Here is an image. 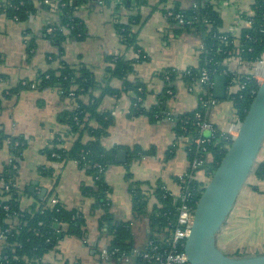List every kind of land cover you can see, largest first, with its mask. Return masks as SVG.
<instances>
[{
  "label": "crops",
  "instance_id": "0c3cea01",
  "mask_svg": "<svg viewBox=\"0 0 264 264\" xmlns=\"http://www.w3.org/2000/svg\"><path fill=\"white\" fill-rule=\"evenodd\" d=\"M3 1L0 0V5ZM179 1L181 8H189L193 3L192 0ZM213 1L217 3L222 18L221 30L237 36L241 28L246 27L244 21L240 20L239 14L249 11L254 0ZM170 5L169 0L166 2L148 0V4L140 8V13L145 20L138 29V44L147 58L134 62V69L128 75V79L139 78L147 83L148 92L143 101L146 107L156 103L158 93L164 86L156 73L166 67L184 70L189 66L197 65L199 49L203 45L200 36L195 32L181 31L174 34L163 11L164 7ZM129 13L126 8L115 10L114 2L106 3L102 0H96L93 6L77 7L75 15L84 24L85 36L79 40L67 37L61 57L51 59L50 55H57V48L45 36L43 28L46 23H51L56 18V13L48 11L41 5L28 19L16 21L6 16L0 9V95L4 90L14 87L20 80L32 81L38 72L58 67L60 60L69 64H86L93 71L96 81L101 83L107 66L106 55L121 53L128 59L136 57L132 49L126 50L120 43L114 26L118 19L126 22ZM28 38H34L35 43V47L29 54L27 53ZM227 65L230 70L238 72L247 71L251 66L234 57L227 61ZM110 86L119 89L122 86V80L114 78L110 81ZM91 92L94 96H99L101 89L97 87ZM81 99L87 101L88 95L81 96ZM217 100V103L208 110L207 118L222 132H226L231 126L234 108L232 102L225 98L221 99L223 100L221 104L220 99ZM1 103L0 127L7 134L22 135L28 140L19 159L15 176L18 187H27L26 192L19 198L21 207L28 208L38 198L53 195L64 207L81 210L86 220L84 237L90 242L89 246H84L80 238L72 235L64 236L58 245L65 242L67 251L71 248L72 240L80 241L76 248L77 253L86 257L85 264H95L93 256L95 248L106 244L109 237L98 230V218L102 211L93 210L92 198L85 197L81 193L82 185H91L93 178L74 160L50 161L41 153L55 133L68 132L67 125L59 122L58 114L63 110L72 109L75 100L61 97L55 88L29 87L20 90L17 95L10 98L2 97ZM198 104L197 91L187 89L181 81H178L174 95L168 100L169 111L174 114L191 111ZM130 106L131 98L125 93H122L120 97L111 94L101 97L99 109L111 110L114 117L113 123L108 128V134L102 139V144L106 148L120 145L124 147L121 149L126 150V148L133 149L138 146L143 150L153 151L133 161L130 166L133 179L147 183L142 186V190L149 196L147 207L151 210L154 206H160L153 194L158 181L169 192L177 190L176 177L188 166L185 144L175 141L170 120L150 121L145 115H130ZM90 124L96 125L94 120H91ZM72 136L66 137L65 146L70 145L69 139ZM84 139H88V136L85 135ZM171 151L173 155L167 157V153ZM9 158V148L7 144H3L0 148V171L4 165L8 164ZM263 159L264 146L260 160ZM123 163L108 166L103 177L110 189L108 197L113 216L119 220L130 221L135 247L140 249L145 247L148 240L149 220L147 216L134 218L128 180L125 177L126 167ZM41 165L52 167V175H41L38 171ZM197 178L205 183L207 175L200 172ZM34 182L36 184H33ZM254 203L264 204V178L257 179L252 175L241 189L223 225L224 229L222 228L223 233L230 226L232 218H236L237 224L244 223L249 231L255 233L245 245L246 252L235 253L237 255L264 253V211L252 212L251 216H247L246 213L242 215L239 212V209L252 207ZM243 217L244 220H242ZM222 233L220 232L217 237L220 248H223L226 243ZM1 243L0 241V253ZM251 247H255V250H248ZM57 251L59 248L48 252L44 256V261L49 264H60L56 262ZM62 258L65 259L64 256ZM74 264H80L79 258ZM112 264L120 263L117 261Z\"/></svg>",
  "mask_w": 264,
  "mask_h": 264
},
{
  "label": "trees",
  "instance_id": "16d2710c",
  "mask_svg": "<svg viewBox=\"0 0 264 264\" xmlns=\"http://www.w3.org/2000/svg\"><path fill=\"white\" fill-rule=\"evenodd\" d=\"M102 1L114 2L115 10L119 11L122 8L129 10L127 21L123 22L118 19L114 26L120 43L126 50L132 49L136 57L128 59L121 53L106 55L107 66L101 83L96 81L93 71L86 64H69L60 60L58 67L38 72L34 80H25V83H22L24 80H20L14 87L4 90L0 95V110L2 109V97L10 98L17 95L20 90L31 87L32 83H35L34 88L36 89L55 88L61 97L75 100L72 109L63 110L58 114L59 122L67 125L68 132L55 133L41 153L50 161L74 160L93 178L91 185H82L81 193L85 197L92 198L93 210L102 211L98 218V230L109 237L107 242L109 249L116 248L120 253H129L131 249L136 248L130 221L119 220L113 216L108 197L110 189L103 177L108 166L119 163L117 152L124 147L114 145L106 148L102 144V139L108 134V128L113 123L114 117L111 110L99 109L101 97L106 94L120 97L122 93H125L131 98L130 115H145L150 121L170 120L175 141L186 144L187 161L192 162L194 158L203 159V163L198 168L192 169L191 166H188L187 171L191 172L192 176L200 171L209 176L225 153L224 132L216 127L214 135L209 138V141L197 147L192 143V140L197 136L207 137L208 135L207 131H199L195 125L196 112L202 111L204 114L200 102L191 111L174 114L169 111L168 100L174 95L178 81H181L186 87L197 83L201 75V68L208 71L212 82L217 74H225L228 83H232L234 77H241L245 80L244 88L234 94H227L225 99L231 100L234 116L242 121L259 83L249 72L252 65L247 71L232 72L224 61L234 56L237 49L240 59L251 64L264 54V0H254L249 11L240 13L241 19H248L250 25L242 27L237 36L221 30L222 18L215 1L192 0L191 7L181 8L179 0H169L171 5L164 7V13L169 8L174 13L181 15L185 22L183 25H179L173 16H167L172 31L175 35L181 31L197 33L202 40L203 51L199 53L198 64L195 66H189L184 70L166 67L156 73V76L163 81L164 86L158 93L156 103L150 107L143 105L148 92L147 83L139 78L128 79V75L134 69V62L147 58L138 44V29L145 20L140 13V8L147 5L148 0ZM162 1L166 2L167 0ZM56 2V18L51 23H46L43 28L45 36L57 48V55H50L51 59L61 57L67 37L79 40L85 36L84 24L75 15V9L82 5L93 6L96 0H56ZM41 5L48 9L43 0H4L0 9L6 16L14 18L16 21H24ZM47 27H53L52 31L47 32ZM27 44V53L29 54L30 50L35 47L34 38H28ZM114 78L122 80V86L119 89L110 86V81ZM97 87L101 89V92L99 96H94L91 90ZM84 95H88L87 101L81 99V96ZM209 95H212L211 86L207 87L205 94L201 93L198 96ZM206 119L208 120L207 116ZM91 120H94L96 125L90 124ZM70 135L73 136L69 139L70 145L67 147L64 144L67 140L66 137ZM85 135L88 136V139H84ZM27 141L24 136L7 134L0 127V148L3 144H7L10 154L15 159L14 163L17 165ZM126 150V160L123 164L126 167L125 177L128 180L134 218L147 216L150 228L148 239L160 243L161 236L164 238L167 236L166 228L171 227L175 221L177 201L158 181L153 194L160 206H154L148 210L149 196L142 190V186L147 183L134 180L130 166L133 161L153 153V151L151 149L143 150L138 146L133 149L126 148ZM172 155L173 151L167 153V157ZM38 171L43 176L52 175L50 166L41 165L38 167ZM16 175L17 169L12 168V164L4 165L0 171V229H4L8 225L12 227L4 242L1 243L0 264H49L41 262L42 258L53 250L54 245L64 236L72 235L80 239L84 237L86 225L84 214L77 208L69 209L61 203L53 206L46 205L45 200L48 195L38 198L28 208H22L19 198L26 192L27 187H18L15 183ZM254 176L257 179L264 178V159L255 168ZM185 181L193 191L194 200H197L203 190L204 183L197 177L186 178ZM3 183L9 184L7 190L2 186ZM253 189L257 190L256 187ZM39 222L41 225L38 224ZM58 223L64 226L62 230L57 231V228L60 227ZM13 255L16 258H13ZM233 256H237V254Z\"/></svg>",
  "mask_w": 264,
  "mask_h": 264
},
{
  "label": "water",
  "instance_id": "95a60500",
  "mask_svg": "<svg viewBox=\"0 0 264 264\" xmlns=\"http://www.w3.org/2000/svg\"><path fill=\"white\" fill-rule=\"evenodd\" d=\"M225 74L214 76L212 96L224 99ZM264 146V73L248 109L224 155L203 185L195 205L194 219L184 251L191 264H264V253L230 256L217 244V234L228 218L241 189L261 161ZM125 162L126 150L117 152ZM33 184H36L34 182ZM32 191V187L30 188Z\"/></svg>",
  "mask_w": 264,
  "mask_h": 264
},
{
  "label": "built area",
  "instance_id": "2783aa9c",
  "mask_svg": "<svg viewBox=\"0 0 264 264\" xmlns=\"http://www.w3.org/2000/svg\"><path fill=\"white\" fill-rule=\"evenodd\" d=\"M43 3L48 7V11L57 13V10L55 9L57 5L56 0H43ZM165 15L166 17L173 16L174 19L177 20V23L179 25H183L185 23L181 15L174 13L173 10L169 8L166 11ZM239 18L240 20L244 21L246 26L250 25V21L248 19H241L240 14H239ZM52 29L53 27H47L46 31L51 32ZM201 51H203V45L200 47L199 53ZM238 53L239 50L237 49L235 51L234 56L232 57H234L236 60L242 61L238 56ZM232 57L224 61L226 65H227V61L229 59H232ZM251 65L252 66L249 72L259 83L262 80L264 73V54H262L261 58L253 62ZM232 72H236V71H232ZM22 83H25V81H22ZM34 86L35 83H32L31 87ZM209 86L213 87L211 76L206 69L201 68V75L199 80L197 81V83L188 86L187 89L192 91L196 90L198 95H200L201 93L205 94L206 89ZM244 86H245V80H243L241 77H234L232 83L227 82L226 95L234 94L240 89H243ZM70 95H72V93H70ZM198 100L200 102L202 110L204 111V114H202V111L196 112L194 116L195 125L197 126L199 131L208 132L207 137L197 136L192 140L193 144H195L197 147H200L204 142L209 141V138L214 135L216 126L211 122H209L206 119V116L210 107L214 106L218 100L214 98L212 95L204 96V97L198 96ZM229 101L231 102V100ZM240 123L241 121L234 116L232 122L230 123L231 126L229 130L224 132L225 134L224 138L226 139V142L224 144L225 149L228 148L232 139L237 135V131ZM14 160H15L14 157L10 154L8 164H12V168L17 169V164L14 163L15 162ZM202 163H203L202 158H194L192 162L188 161V166H191L192 169H196ZM197 175L198 174L196 173L195 175L192 176L191 172H188L186 169L183 173L177 176L176 191L169 192L163 187L167 191V193L171 195V197L174 200L177 201V205L175 206V212H176L175 221L174 223L171 224V227L166 228V231H168L166 238H164V236H161L160 243H155L153 240L148 239L146 241L144 248H140V249L133 248L130 250L129 253H120L116 248L109 249L108 243L104 244L103 246H97L98 248L95 249L93 253V256L95 258V264H112L113 262H117V261L120 264H191L188 261L186 253L184 251V245L186 238L188 237L191 230V226L194 219L195 205L197 200H194L193 191L187 186L185 180L186 178L191 179L192 177L193 178L197 177ZM208 177L209 176H207V179ZM2 186H4L5 190L9 188V184L7 183L6 184L3 183ZM45 202L46 205H51V206L60 203L57 197L53 195L48 196ZM5 208L7 207L5 206ZM38 224L41 225V222H39ZM58 225L60 227L57 228V231L62 230L64 226L60 225V223H58ZM11 228H12L11 225H8L4 229H0L1 242H4L6 235L7 233H9ZM162 241L164 242L162 243ZM81 242L84 246H89L90 244V242L85 237L81 239ZM56 245H58V243L54 245V249L57 248ZM12 257L16 258L15 255H13ZM41 262L45 263L44 257L42 258Z\"/></svg>",
  "mask_w": 264,
  "mask_h": 264
},
{
  "label": "rangeland",
  "instance_id": "374dc122",
  "mask_svg": "<svg viewBox=\"0 0 264 264\" xmlns=\"http://www.w3.org/2000/svg\"><path fill=\"white\" fill-rule=\"evenodd\" d=\"M222 101L223 100H220L219 103L221 104ZM200 172H202V171H200ZM200 172H198V173H200ZM254 204L252 205V207L249 206V208L245 207L242 210L239 209V212L242 213V215H245V213H246L247 216H249V215L251 216L252 212L255 213V211H264V204H259V205L256 203H254ZM241 217H239V218H241ZM242 220H244V217L242 218ZM223 229H221L218 232L217 237L220 234V232L222 233ZM102 233L104 234V232H102ZM254 235H255V233H252L251 231H249L245 227L244 223L237 224L236 218L235 219L232 218L230 226H228V228H226V230L222 233V237H223L224 241H226V243H225V245H223V248H220V247L219 248L225 254L230 255V256H233L235 253H244V252H246L245 245H247V242L249 240H251ZM79 242L80 241L72 240V242H71L72 245L70 246L71 248H69V250H67V251L65 249L66 246L64 245L65 242L62 244L60 243L57 247V249L59 248V251H57L58 254H57L56 262L60 263V264H65V262H67L66 264H74V262H76L77 259L79 258L80 264H85V261H86L85 258L86 257L84 255L78 254L77 253L78 251H76L77 246H79ZM80 247L78 248V250L80 249ZM248 250L253 251V250H255V247H251ZM63 256L65 257V259L62 258Z\"/></svg>",
  "mask_w": 264,
  "mask_h": 264
}]
</instances>
